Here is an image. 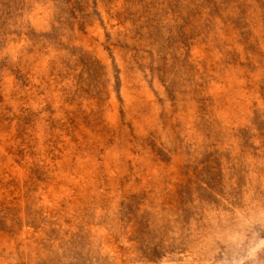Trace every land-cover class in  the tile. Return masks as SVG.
<instances>
[{"label":"rangeland","instance_id":"374dc122","mask_svg":"<svg viewBox=\"0 0 264 264\" xmlns=\"http://www.w3.org/2000/svg\"><path fill=\"white\" fill-rule=\"evenodd\" d=\"M0 264H264V0H0Z\"/></svg>","mask_w":264,"mask_h":264}]
</instances>
